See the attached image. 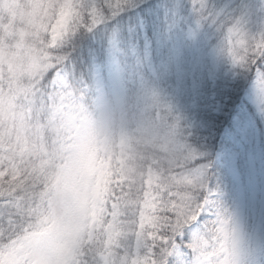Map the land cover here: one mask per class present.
<instances>
[{
	"label": "snow or ice",
	"instance_id": "6c2138e0",
	"mask_svg": "<svg viewBox=\"0 0 264 264\" xmlns=\"http://www.w3.org/2000/svg\"><path fill=\"white\" fill-rule=\"evenodd\" d=\"M126 3L0 0V264H172L185 228L213 212L202 154L165 99L116 93L133 133L153 145L134 153L126 131L100 139V99L65 78V41ZM193 4L198 24L226 29L222 55L244 70L264 65V30L250 36L208 0ZM183 246L196 264H240L236 229L218 208Z\"/></svg>",
	"mask_w": 264,
	"mask_h": 264
},
{
	"label": "rangeland",
	"instance_id": "374dc122",
	"mask_svg": "<svg viewBox=\"0 0 264 264\" xmlns=\"http://www.w3.org/2000/svg\"><path fill=\"white\" fill-rule=\"evenodd\" d=\"M137 1L142 4L149 0ZM181 1L175 0L177 4ZM190 2V8H194L193 0ZM208 3L226 19L241 20L244 31L250 36L259 38L260 32L264 30V0H208ZM163 18L170 42L169 67L172 68V77L169 78L166 69L158 73L150 44L143 35L142 49L134 46L130 54L133 60L132 93L144 90L149 95L155 94L163 98L170 85L179 93L188 77L190 90L195 94L201 77L207 82L215 83L221 74L225 76L237 67L220 51L226 29L221 32L206 24V36L210 37L218 32V38L209 54L204 57L195 27L187 25L182 39V28L176 27L174 18L168 15ZM117 57L118 50L113 38L109 43L105 69L94 65L92 80L96 99L99 98L100 103L122 107L123 98L116 94L124 93ZM261 74H264V65H256L253 79L243 94V103L248 104L253 112L245 106L238 107V113L231 118L233 131L227 133L224 129V140L213 156V163L221 166L229 177V189L222 194L207 188L213 203V212L202 216L210 221L215 219L217 208L224 213L225 218L236 229L240 240V264H258L264 240V88L258 83ZM220 108L217 103L216 110ZM194 150L199 153L198 149ZM202 178L206 181L205 169ZM192 225L203 231L204 224L200 221ZM202 231L198 232L193 241ZM180 264H196L195 253L193 252L190 263L182 258Z\"/></svg>",
	"mask_w": 264,
	"mask_h": 264
},
{
	"label": "trees",
	"instance_id": "16d2710c",
	"mask_svg": "<svg viewBox=\"0 0 264 264\" xmlns=\"http://www.w3.org/2000/svg\"><path fill=\"white\" fill-rule=\"evenodd\" d=\"M190 7V0H182L179 4L175 0H149L142 4L137 0H127L119 12L114 15L109 13L91 32H79L61 46L65 50L62 53L65 57L63 63L66 65L65 78L70 83H76L77 86L89 88L92 98L96 99L92 68L97 64L105 69L109 43L114 38L124 93L132 94L131 49L134 46L139 50L142 49L144 35L150 44L158 73L166 69L171 79L170 42L163 22L165 15L172 16L176 27L182 28V39L187 25L196 28L204 57L209 54L218 38V32L210 37L206 36L207 23L198 24L194 8ZM255 68L256 66L251 70H244L237 66L227 75L221 74L215 83L207 82L201 77L199 89L195 94L190 90L187 77L179 93H176L170 85L163 96V99L170 104L174 115L178 117L179 130L184 142L192 149H198L197 151L202 154L199 161L206 166L207 188L218 193L227 192L230 180L225 170L213 163V156L224 140L226 134L224 129L227 133L233 131L231 118L238 113V107L245 106L251 113L253 112L248 104L243 103V94L253 79ZM217 103L221 106L220 110H216ZM199 221L204 225L209 222L203 217ZM200 231L201 228L193 225L185 228L182 237L178 238L180 246L171 258L172 264H180L182 258L188 263L193 260V252L183 245L191 243ZM258 264H264V240Z\"/></svg>",
	"mask_w": 264,
	"mask_h": 264
},
{
	"label": "clouds",
	"instance_id": "9594fccd",
	"mask_svg": "<svg viewBox=\"0 0 264 264\" xmlns=\"http://www.w3.org/2000/svg\"><path fill=\"white\" fill-rule=\"evenodd\" d=\"M101 111L92 110L91 118L99 122L100 139L106 132L115 142L121 131L129 134L127 148L134 153L148 152L152 148L151 140L143 133L134 134V121L126 105L114 107L110 103H100Z\"/></svg>",
	"mask_w": 264,
	"mask_h": 264
}]
</instances>
